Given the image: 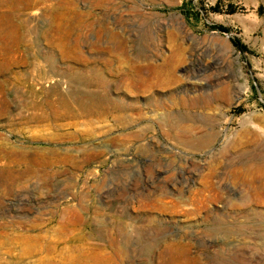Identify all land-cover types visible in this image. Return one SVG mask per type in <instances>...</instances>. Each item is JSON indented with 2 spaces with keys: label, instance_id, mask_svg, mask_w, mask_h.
<instances>
[{
  "label": "rangeland",
  "instance_id": "rangeland-1",
  "mask_svg": "<svg viewBox=\"0 0 264 264\" xmlns=\"http://www.w3.org/2000/svg\"><path fill=\"white\" fill-rule=\"evenodd\" d=\"M0 8V264H264V0Z\"/></svg>",
  "mask_w": 264,
  "mask_h": 264
},
{
  "label": "bare ground",
  "instance_id": "bare-ground-1",
  "mask_svg": "<svg viewBox=\"0 0 264 264\" xmlns=\"http://www.w3.org/2000/svg\"><path fill=\"white\" fill-rule=\"evenodd\" d=\"M3 2V1H2ZM4 8V7H3ZM3 8L1 9L0 8V22H4L5 24H7L6 26L7 27H10V26H8V25H13V20H12V18H11V12H9V13H7L8 11H7V9H5V10H3ZM6 27V28H7ZM16 28V27H15ZM96 78V77H95ZM70 80H71V83H72V87L70 88V92L68 93V96H67V101H69V99H73V98H75V97H79V96H81V94H82V91H79V85L82 83V82H84L85 81V79L82 77H80V76H76V75H71L70 76ZM96 83L98 84L97 86H99V87H101V84H102V82H101V77H97L96 78ZM87 84V83H86ZM14 94V93H13ZM103 101V100H102ZM97 103H98V101H97ZM5 107V106H4ZM4 110H6L7 108H3ZM96 109V108H95ZM33 111V110H32ZM38 111V110H37ZM61 111V110H60ZM17 112H15V114H16ZM58 116V115H57ZM3 160H6V162H5V164L6 165H8V166H5V167H2V165H3V163L4 162H2ZM20 171H22V173L23 172H26L27 174H29V175H31V176H33V175H36L35 173V171H34V169L32 168V166H31V163H30V161H27L26 160V157L24 156V155H22V154H19V153H17V152H15V151H11V150H8V151H5L4 149H3V147H0V173L2 174V175H6L7 176V178H9V179H7V181H6V184H9V185H11V184H14L12 181H13V177L15 178V176L17 175V174H19V172ZM75 216V217H74ZM73 217L75 218V222L73 221L74 220V218H73V224H75V225H82L83 224V222H82V224H81V217L79 216V214L77 215V214H75L74 213V215H73ZM30 226V225H29ZM28 227V226H27ZM29 228V227H28ZM32 228H34V226H32ZM62 228H64V227H62ZM65 228H67V227H65ZM96 233V231H94V234ZM98 233H100V232H98ZM97 235V237L98 238H102V235L101 234H96ZM29 239V237L28 238H25V240H28ZM106 241H108V242H110L111 244H112V238L110 239V238H106ZM113 245V244H112ZM168 248V247H167ZM179 248V247H178ZM178 248H176V249H178ZM182 248V247H181ZM175 249V250H176ZM182 252V251H181ZM49 254L51 253V252H48ZM165 254L166 256H167V259H166V261L165 262H161L162 264H179L180 263V261H183L182 259L180 260V258H181V256L183 255V254H181L180 253V251H179V253H177V250H176V252L174 251L173 252V250L172 249H170V250H165V251H162L161 253H160V255H159V259H161V257H162V255L161 254ZM163 254V255H164ZM34 255V254H33ZM31 256L30 258H28V260H25L24 262L25 263H22V264H45V262H47L48 264H52L53 262L51 261V260H45L44 258H43V256L41 255V254H39V255H34V256ZM185 256H186V254H185ZM183 257V256H182ZM50 258V257H49ZM186 258H187V256H186ZM184 259V258H183ZM22 260V259H21ZM31 262V263H30ZM188 262H190V261H188ZM46 263V264H47ZM2 264H4V263H2ZM8 264H12V263H8ZM183 264V263H182ZM185 264H187L186 262H185ZM189 264V263H188Z\"/></svg>",
  "mask_w": 264,
  "mask_h": 264
},
{
  "label": "trees",
  "instance_id": "trees-1",
  "mask_svg": "<svg viewBox=\"0 0 264 264\" xmlns=\"http://www.w3.org/2000/svg\"><path fill=\"white\" fill-rule=\"evenodd\" d=\"M220 30H221V31H224L223 28H221ZM234 43H235L236 47H237L239 50L243 51V50L245 49L244 46H242V45L239 44L238 42L235 41Z\"/></svg>",
  "mask_w": 264,
  "mask_h": 264
}]
</instances>
